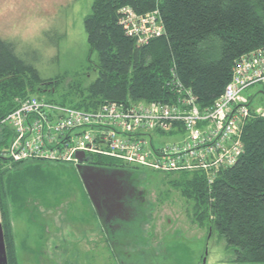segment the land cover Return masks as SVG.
I'll return each instance as SVG.
<instances>
[{"label":"rangeland","instance_id":"rangeland-1","mask_svg":"<svg viewBox=\"0 0 264 264\" xmlns=\"http://www.w3.org/2000/svg\"><path fill=\"white\" fill-rule=\"evenodd\" d=\"M92 1L0 0V37L34 67L27 82L36 96L76 101L96 79L98 59L89 51L83 26ZM242 94L254 112H264V83ZM175 139L164 135L158 142ZM6 148L0 144V151ZM193 174L141 171L137 183L145 192L146 221L140 228L107 233L75 164L1 160L15 264L232 263L234 247L203 213L200 193L191 185Z\"/></svg>","mask_w":264,"mask_h":264},{"label":"trees","instance_id":"trees-1","mask_svg":"<svg viewBox=\"0 0 264 264\" xmlns=\"http://www.w3.org/2000/svg\"><path fill=\"white\" fill-rule=\"evenodd\" d=\"M125 6L138 14L158 10L163 34L146 44L127 36L119 22ZM83 26L89 51L97 55L98 75L76 101L69 97L50 101L84 110L106 102H169L168 83L175 72L200 106H210L236 61L264 47V0H93ZM29 74H35L34 67L16 54L12 42L0 37V121L21 100L37 95L27 82ZM0 135V144L7 146L10 131L0 128ZM242 142L243 154L232 167L220 170L212 184L194 172L191 185L200 193L210 225L234 247L230 264H264V112H251ZM1 160L6 158L0 155ZM88 163L112 167L121 162L89 156ZM1 183L0 177L7 264H15Z\"/></svg>","mask_w":264,"mask_h":264},{"label":"built area","instance_id":"built-area-1","mask_svg":"<svg viewBox=\"0 0 264 264\" xmlns=\"http://www.w3.org/2000/svg\"><path fill=\"white\" fill-rule=\"evenodd\" d=\"M119 22L138 44L164 32L158 10L138 14L125 6ZM260 83H264V47L236 61L229 81L210 106H200L175 72L168 83L169 102H106L84 110L32 95L0 121V128L10 131L0 155L14 163L77 165V153L83 152L82 164L89 156L110 157L141 171L199 172L210 185L220 170L232 167L243 154L242 131L253 110L242 93ZM164 135L177 139L158 142Z\"/></svg>","mask_w":264,"mask_h":264},{"label":"water","instance_id":"water-1","mask_svg":"<svg viewBox=\"0 0 264 264\" xmlns=\"http://www.w3.org/2000/svg\"><path fill=\"white\" fill-rule=\"evenodd\" d=\"M79 163L76 168L80 174L83 187L94 208L103 229L107 233L123 230L124 213L132 206L122 196L121 175L107 167H92L82 164L83 152L77 153ZM141 194V193H140ZM132 210V209H131ZM120 226H118V225ZM0 264H7L6 249L2 224L0 223Z\"/></svg>","mask_w":264,"mask_h":264},{"label":"flooded vegetation","instance_id":"flooded-vegetation-1","mask_svg":"<svg viewBox=\"0 0 264 264\" xmlns=\"http://www.w3.org/2000/svg\"><path fill=\"white\" fill-rule=\"evenodd\" d=\"M83 165L92 166V167H107V166H99V165L92 164V163H85ZM107 168L113 169L119 172V174L121 175L120 185L122 188V191H121L122 196L125 199V201L128 202L132 206L131 208L132 210L126 208L123 220L122 222H119L123 226V231L133 225H135L136 227H139L140 223H143L145 218H147L145 192L138 188V183H137L138 175L139 173H141V170L130 167L128 165H124V164H117L115 166L107 167ZM99 222L102 226V223L100 220Z\"/></svg>","mask_w":264,"mask_h":264}]
</instances>
